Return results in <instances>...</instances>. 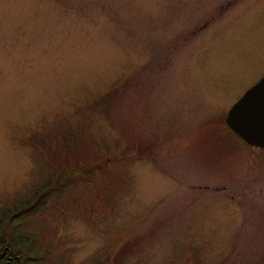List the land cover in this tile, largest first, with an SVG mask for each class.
<instances>
[{
	"label": "rangeland",
	"instance_id": "374dc122",
	"mask_svg": "<svg viewBox=\"0 0 264 264\" xmlns=\"http://www.w3.org/2000/svg\"><path fill=\"white\" fill-rule=\"evenodd\" d=\"M263 74L264 0H0V210L80 133L127 182L49 197L40 264H264V150L225 124Z\"/></svg>",
	"mask_w": 264,
	"mask_h": 264
},
{
	"label": "trees",
	"instance_id": "16d2710c",
	"mask_svg": "<svg viewBox=\"0 0 264 264\" xmlns=\"http://www.w3.org/2000/svg\"><path fill=\"white\" fill-rule=\"evenodd\" d=\"M68 135L71 137L54 143L51 147L52 151L55 150L54 153H65H62L64 154L61 158L62 161L59 157L50 160L52 165L46 164L45 167L42 165L37 170L36 180L30 189L31 195L22 194L20 198H14L13 203L4 212L0 210V264H8V257H11L10 264H40L42 261L48 262L52 258L55 251L51 247L50 241L47 243L42 239L39 233L42 231L43 235L42 229L32 228L31 234L22 233L21 229L24 223L28 224V218L42 214L49 197L55 194L58 199L64 188L72 187L81 181V186L89 189L88 192L91 195L101 196L107 205L111 199H106L105 196L109 198L116 195L121 186L127 182L120 176L125 167L123 164H119L118 159L116 160L115 152L109 149L103 150L100 148L99 142L92 138L83 141V136L80 133L69 132ZM119 148L120 146L117 144V150L113 149V151L119 152ZM71 153H75V155H67ZM56 160L58 162L54 163ZM63 163L67 165H63ZM107 179L112 180V185H107ZM72 204L74 203L72 202ZM95 204L98 203L95 198H92L89 202L91 209ZM9 212H11L10 217L6 219L5 216ZM41 240L44 241V244L40 243ZM98 264L103 263L98 261Z\"/></svg>",
	"mask_w": 264,
	"mask_h": 264
},
{
	"label": "water",
	"instance_id": "95a60500",
	"mask_svg": "<svg viewBox=\"0 0 264 264\" xmlns=\"http://www.w3.org/2000/svg\"><path fill=\"white\" fill-rule=\"evenodd\" d=\"M225 122L246 143L264 148V75L232 104Z\"/></svg>",
	"mask_w": 264,
	"mask_h": 264
},
{
	"label": "flooded vegetation",
	"instance_id": "af4514ba",
	"mask_svg": "<svg viewBox=\"0 0 264 264\" xmlns=\"http://www.w3.org/2000/svg\"><path fill=\"white\" fill-rule=\"evenodd\" d=\"M252 148H253V146H252ZM257 148H259V147H257ZM254 149V148H253ZM260 149H263L264 150V148H260ZM263 160H264V158H263ZM10 258L11 257H8V264H10L11 263V260H10Z\"/></svg>",
	"mask_w": 264,
	"mask_h": 264
}]
</instances>
